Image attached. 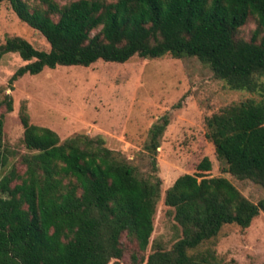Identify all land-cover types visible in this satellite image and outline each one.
Wrapping results in <instances>:
<instances>
[{
  "label": "trees",
  "instance_id": "obj_1",
  "mask_svg": "<svg viewBox=\"0 0 264 264\" xmlns=\"http://www.w3.org/2000/svg\"><path fill=\"white\" fill-rule=\"evenodd\" d=\"M41 1L44 7L0 0L51 46L43 51L22 37L7 39L0 61L18 53L28 62L12 83L59 66L197 58L228 88L264 96V0ZM251 18L257 28L249 40L240 38ZM7 106L14 110L10 97ZM22 113L26 169L14 167L0 181V264H124L125 239L135 245L130 264H221L224 228L247 229L264 212V198L254 203L228 178L213 176L209 157L164 190L158 154L168 116L150 130L151 170L143 173L101 136L62 140ZM207 129L224 172L264 189V100L223 108ZM4 136L0 116V172L9 161ZM161 201L178 228L171 248L152 244Z\"/></svg>",
  "mask_w": 264,
  "mask_h": 264
},
{
  "label": "rangeland",
  "instance_id": "obj_2",
  "mask_svg": "<svg viewBox=\"0 0 264 264\" xmlns=\"http://www.w3.org/2000/svg\"><path fill=\"white\" fill-rule=\"evenodd\" d=\"M43 6L41 0H27ZM64 6L77 0H54ZM257 28L251 18L238 36L249 40ZM22 37L35 48L50 51L47 39L29 27L9 2L0 4V47L9 38ZM28 64L18 53L0 61V116L5 118V147L9 161L0 172V181L12 168L23 172L24 143L22 112L31 123L55 130L65 140L76 134L103 137L108 148L122 153L143 173L151 170L146 144L152 127L163 117L170 118L159 148L158 165L164 190L184 174H194L205 157L213 163V176L226 177L251 201L264 198V189L225 173L214 144L207 138V119L223 108L248 99L264 100L260 94L235 91L218 80L197 58H133L125 64L100 61L90 67L59 66L39 75L11 79ZM9 97L14 110L8 111ZM163 201L155 217L152 244L171 248L179 233L172 213ZM128 251L123 262L130 264L135 245L125 239ZM151 245V247L153 246ZM221 264H264V212L242 229L224 228L217 243Z\"/></svg>",
  "mask_w": 264,
  "mask_h": 264
}]
</instances>
